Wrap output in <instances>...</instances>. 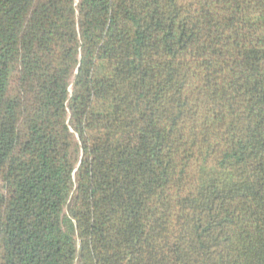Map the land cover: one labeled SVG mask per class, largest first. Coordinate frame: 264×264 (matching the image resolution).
Returning a JSON list of instances; mask_svg holds the SVG:
<instances>
[{
	"label": "trees",
	"instance_id": "trees-1",
	"mask_svg": "<svg viewBox=\"0 0 264 264\" xmlns=\"http://www.w3.org/2000/svg\"><path fill=\"white\" fill-rule=\"evenodd\" d=\"M0 264H264V0H0Z\"/></svg>",
	"mask_w": 264,
	"mask_h": 264
}]
</instances>
